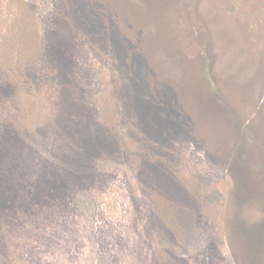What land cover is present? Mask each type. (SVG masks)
<instances>
[{
  "label": "rangeland",
  "instance_id": "rangeland-1",
  "mask_svg": "<svg viewBox=\"0 0 264 264\" xmlns=\"http://www.w3.org/2000/svg\"><path fill=\"white\" fill-rule=\"evenodd\" d=\"M0 264H264V0H0Z\"/></svg>",
  "mask_w": 264,
  "mask_h": 264
}]
</instances>
